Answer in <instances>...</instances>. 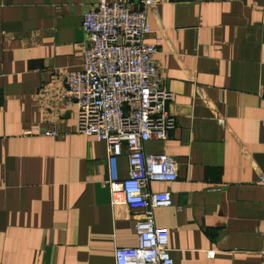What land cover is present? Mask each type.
Listing matches in <instances>:
<instances>
[{
	"label": "crops",
	"instance_id": "crops-1",
	"mask_svg": "<svg viewBox=\"0 0 264 264\" xmlns=\"http://www.w3.org/2000/svg\"><path fill=\"white\" fill-rule=\"evenodd\" d=\"M97 2L0 0V264H113L136 244L140 211L109 205L104 144L57 99ZM147 20L175 128L143 148L176 179L146 190L169 194L152 215L172 264H264V0H160Z\"/></svg>",
	"mask_w": 264,
	"mask_h": 264
},
{
	"label": "built area",
	"instance_id": "built-area-1",
	"mask_svg": "<svg viewBox=\"0 0 264 264\" xmlns=\"http://www.w3.org/2000/svg\"><path fill=\"white\" fill-rule=\"evenodd\" d=\"M160 0H138L131 9L121 0H98L81 16L82 64L63 76L57 99L75 109L76 132L93 137L105 148L109 205L140 211L132 218L136 244L115 248L113 264H172L167 232L156 228L153 210L171 207L167 192L150 193V183H172L176 164L164 154L144 151L149 140L165 141L175 128L166 110L171 94L163 87L154 62L158 43H145L150 33L147 9ZM43 101L45 92L41 89ZM264 100V90L259 94ZM25 132L24 135H29ZM46 134H52L44 133ZM124 156L126 176H118Z\"/></svg>",
	"mask_w": 264,
	"mask_h": 264
}]
</instances>
